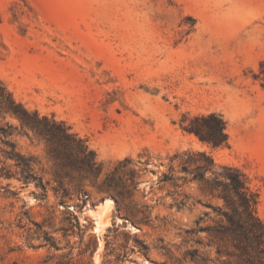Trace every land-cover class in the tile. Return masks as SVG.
<instances>
[{"label":"rangeland","instance_id":"rangeland-1","mask_svg":"<svg viewBox=\"0 0 264 264\" xmlns=\"http://www.w3.org/2000/svg\"><path fill=\"white\" fill-rule=\"evenodd\" d=\"M0 82L28 110L70 126L102 167L97 179L66 174L17 128L12 140L45 194L0 178V264H199L184 256L192 248L207 264H241L219 258L204 232L184 236L205 212L200 225L217 223L206 204L222 201L181 164L205 152L240 169L264 222V0H0ZM209 113L226 122L227 145L182 129ZM125 158L134 188L116 200L102 182ZM1 166L18 172L2 154Z\"/></svg>","mask_w":264,"mask_h":264},{"label":"trees","instance_id":"trees-1","mask_svg":"<svg viewBox=\"0 0 264 264\" xmlns=\"http://www.w3.org/2000/svg\"><path fill=\"white\" fill-rule=\"evenodd\" d=\"M5 116L15 118L19 122V127L2 122ZM0 117V154L14 160V165L18 168L17 173H11L6 167L1 166L0 178H16L25 185L33 182L39 190L36 196L43 197L45 194V184L34 167L35 161L21 154L12 140L17 128L26 135L32 134L44 142L49 156L57 166L65 170L66 174L76 172L80 177L89 179H97L100 176L101 164L96 160L95 153L89 148L86 140L73 132L66 123L25 108L1 82ZM182 129L212 147L227 145L226 122L220 114L195 116L182 126ZM185 155L186 158L181 164L182 171L191 175V181L204 185L211 195L222 201V205L213 207L206 204V207L219 217L218 222L213 226L200 225V221L208 216L205 212L196 222L195 229H185L184 236L188 238L204 232L212 239L209 243L216 244L215 253L219 258L226 253L227 256H237L241 264H264V222L256 215L257 194L250 190L246 175L236 167L216 165L205 152H186ZM128 164H130L128 158L120 161L102 182L116 200L129 197L130 186L134 188L135 172L132 169H122ZM207 173L212 178H206ZM170 179L171 177L164 176L163 180ZM66 195V190L63 189V196ZM185 203L182 201L179 206ZM145 212L139 222L149 224V215ZM194 242L198 246L202 245L199 239ZM138 244L140 250L146 253L147 246L143 242ZM223 244L229 245L231 251L223 249ZM184 256L199 264L208 262L207 257L199 255L197 248L187 250Z\"/></svg>","mask_w":264,"mask_h":264},{"label":"water","instance_id":"water-1","mask_svg":"<svg viewBox=\"0 0 264 264\" xmlns=\"http://www.w3.org/2000/svg\"><path fill=\"white\" fill-rule=\"evenodd\" d=\"M85 211H87V207L85 208ZM123 221H124L126 224H128V228H129V229H133L135 232H138V231H139L138 228L134 227L132 224H129V223L126 221V219H123ZM92 231H93V233H96V232H97V231L95 230V224L92 226Z\"/></svg>","mask_w":264,"mask_h":264},{"label":"bare ground","instance_id":"bare-ground-1","mask_svg":"<svg viewBox=\"0 0 264 264\" xmlns=\"http://www.w3.org/2000/svg\"><path fill=\"white\" fill-rule=\"evenodd\" d=\"M95 230H96V227H95Z\"/></svg>","mask_w":264,"mask_h":264}]
</instances>
